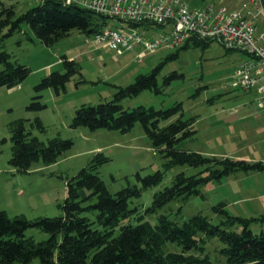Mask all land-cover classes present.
<instances>
[{
	"label": "rangeland",
	"instance_id": "374dc122",
	"mask_svg": "<svg viewBox=\"0 0 264 264\" xmlns=\"http://www.w3.org/2000/svg\"><path fill=\"white\" fill-rule=\"evenodd\" d=\"M186 1L190 8L196 9L218 4L220 7L239 6L244 1L253 14L262 9L256 24L260 32L264 30V8L259 7L260 0ZM37 5L38 2L33 0H0V20L6 18L2 13L5 9L12 8L18 16ZM105 21L109 27H121L115 20ZM10 28L9 24L0 26V51L7 52L11 61L26 66L30 73L17 87H0V211L9 217L24 215L35 220L62 216L66 182L98 152L110 158V162L99 169V176L111 194L128 186L141 188L137 175L143 178L163 172L164 179L160 185L142 189L141 196L132 200L130 208L139 205L142 212L151 205L154 194L172 185L177 174L191 176L203 170L188 166L166 168L167 159L152 148L139 123L127 133L71 127L75 112L81 105L113 100L119 88L133 84L138 75L149 74L161 63L164 64L157 76L160 93L144 90L133 98L121 99L119 104L124 110L140 106L167 109L174 103H181L183 119H195V133L180 141L176 149L264 165V112L259 111L258 117L252 115L258 111L255 103L258 96L254 91L235 90L230 85L237 66L249 59L244 53L226 50L215 41L196 46L191 40L187 47L184 43L172 49H159L138 63L135 60L138 49L119 56L110 48L95 47L91 35L76 30L46 46L35 38L27 24L22 22L19 29L12 31ZM143 28L137 27L139 31ZM152 30L162 31L157 26ZM259 44L264 45V39L259 40ZM173 54L178 56L166 60ZM62 57L78 62L80 75H73L59 94L53 89L36 91L35 87L51 72H64L60 62ZM169 75L177 77L167 85L164 78ZM36 96L39 98L33 100ZM32 102H40L43 107L29 109ZM37 119L41 127L36 124ZM17 120H28V124H32L31 136L45 145L54 138L71 140L73 145L55 164L45 166L38 162L32 164L29 172H18L9 164L12 147L10 125ZM166 124L163 122L161 125ZM198 191V195L174 200L158 211L169 214L170 219L178 223L201 213L217 224L224 216L213 209L221 204L232 217L249 220L264 217V171L224 177L220 182L200 185ZM222 227L229 231L240 230L239 226ZM249 227L259 234L264 231V220L251 221ZM25 235L36 242L49 238L48 234L36 229L27 230ZM209 244L206 247L214 261L218 254ZM28 264H40V261L34 259Z\"/></svg>",
	"mask_w": 264,
	"mask_h": 264
},
{
	"label": "trees",
	"instance_id": "16d2710c",
	"mask_svg": "<svg viewBox=\"0 0 264 264\" xmlns=\"http://www.w3.org/2000/svg\"><path fill=\"white\" fill-rule=\"evenodd\" d=\"M261 1L264 4V0ZM2 13L6 18L0 20V26L9 24V31H12L19 29L23 22L46 46L68 36L72 30L92 36L107 25V18L76 5L65 6L57 0H43L18 16L12 8ZM192 41L196 46L209 43ZM176 56L170 55L166 60ZM60 62L64 72H51L35 87L36 91L53 89L59 94L73 75H80V64L75 60L62 57ZM163 64L149 74L138 75L135 82L126 88H119L113 100L81 105L75 112L71 127L127 133L139 123L152 148L167 159L166 168L188 166L203 170L191 176L177 174L172 185L154 194L151 205L142 212L139 205L130 208L132 200L141 196L142 189L160 185L164 179L163 172L143 178L137 175L141 188L128 186L111 194L99 176V169L110 162V158L98 152L66 182L62 216L29 220L24 215L9 217L0 211V264H28L34 259H39L40 264H264V231L255 234L249 227L251 221H262L264 217L251 220L232 217L221 204L213 209L224 216L217 224L201 213L178 223L170 219L169 214L158 211L174 200L198 195V187L202 184L220 182L224 177L239 173L264 171L261 162L205 156L176 149L180 141L195 133V119H183L181 103H174L167 109L140 106L124 110L120 106L121 99L133 98L144 90L160 93L157 76ZM29 73L26 66L11 61L7 52L0 51V87H17ZM175 77L177 75L165 77V84L169 85ZM38 98L36 96L33 100ZM42 107L40 102H32L28 108ZM163 122L167 124L161 125ZM28 123V120H17L10 125L12 147L9 164L22 173L29 172L34 163L55 164L73 145L71 140L60 138H54L45 145L31 136L32 124ZM36 124L41 127L38 119ZM223 225L239 226L240 230L229 231ZM29 229L44 232L49 238L36 242L25 235ZM208 242L218 254L214 261L206 247Z\"/></svg>",
	"mask_w": 264,
	"mask_h": 264
},
{
	"label": "built area",
	"instance_id": "2783aa9c",
	"mask_svg": "<svg viewBox=\"0 0 264 264\" xmlns=\"http://www.w3.org/2000/svg\"><path fill=\"white\" fill-rule=\"evenodd\" d=\"M57 1L119 22L121 27L101 28L92 35V42L95 47L110 48L119 56L138 49L135 55L138 63L147 54L172 49L193 39L215 41L226 50L244 53L249 59L237 66L230 85L235 90L254 91L258 96L256 108L264 110V45L259 44L264 39V30L260 32L256 24L262 9L253 14L244 1L235 9L190 8L186 0ZM259 7L264 8L261 0ZM141 26L144 28L139 31L137 27ZM154 26L162 31H153Z\"/></svg>",
	"mask_w": 264,
	"mask_h": 264
},
{
	"label": "crops",
	"instance_id": "0c3cea01",
	"mask_svg": "<svg viewBox=\"0 0 264 264\" xmlns=\"http://www.w3.org/2000/svg\"><path fill=\"white\" fill-rule=\"evenodd\" d=\"M243 2V1H242ZM219 3H221V2H219ZM239 3V2H238ZM237 3V4H238ZM239 5H241V2H240V4ZM190 6V5H189ZM213 7H215V8H220V4H218L217 6H213ZM223 7H227V8H229V9H235V8H237L238 7V5L237 6H233V5H229V6H223ZM205 9V8H204ZM96 50V49H98V48H93L92 50ZM101 49H106V48H102L101 47ZM126 54V53H125ZM124 55V54H123ZM99 57V59H100V56H98ZM251 92V91H250ZM252 93V92H251ZM253 93H255V92H253ZM256 94V93H255ZM256 103V102H255ZM257 109V108H256ZM258 110V109H257ZM259 111H261V112H264V110H258V111H255V113H253L252 115H255L256 117H258L259 116ZM246 116V115H245ZM245 116H243V117H245ZM254 116V117H255Z\"/></svg>",
	"mask_w": 264,
	"mask_h": 264
}]
</instances>
